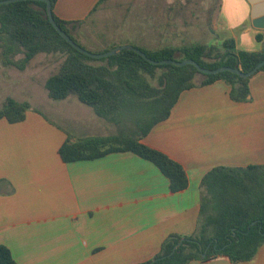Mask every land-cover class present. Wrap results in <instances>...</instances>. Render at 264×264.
Returning a JSON list of instances; mask_svg holds the SVG:
<instances>
[{
    "label": "crops",
    "instance_id": "1",
    "mask_svg": "<svg viewBox=\"0 0 264 264\" xmlns=\"http://www.w3.org/2000/svg\"><path fill=\"white\" fill-rule=\"evenodd\" d=\"M106 1L58 0L54 13L83 22L75 31L79 34ZM248 2L253 19L244 27L260 32L264 40V30L253 24L255 15L264 17V0ZM209 3L205 11L202 0H185L181 9L167 13L165 23L158 14L147 13V32L162 42L156 48L169 44L162 34L170 32L200 34L190 42L208 43L214 35L226 39L227 33L216 34L214 28L222 0ZM47 79L42 86L35 79L22 80L0 101L2 106L12 97L31 105L22 122L0 120V245L10 249L18 264L153 260L170 234L187 237L196 231L206 174L220 166L264 165V71L252 77L248 102L233 101L222 80L184 91L169 117L141 140L185 169L189 185L176 193L152 162L131 152L64 162L59 150L67 140L107 136L117 129L92 108H58L45 101L42 106ZM231 264H264V244L252 261Z\"/></svg>",
    "mask_w": 264,
    "mask_h": 264
},
{
    "label": "trees",
    "instance_id": "2",
    "mask_svg": "<svg viewBox=\"0 0 264 264\" xmlns=\"http://www.w3.org/2000/svg\"><path fill=\"white\" fill-rule=\"evenodd\" d=\"M50 1L56 23L79 44L72 34L83 22L59 18L54 13L58 0ZM134 46L155 61L193 59L207 69L226 66L248 73L264 60V53H237L230 39H225L221 48L200 41L169 43L156 49ZM40 54L62 59L58 71L45 82L50 99L61 101L74 96L117 129L115 134L107 136L67 140L59 150L62 160L71 163L131 152L152 162L168 178L175 193L189 185L185 169L141 140L169 117L186 90L222 80L230 86L233 101L250 100L252 77L242 78L229 71L207 75L193 65H153L129 50L94 59L73 48L52 26L46 2L23 0L0 5L2 65L24 71ZM30 107L27 101L8 97L0 107V120L22 122ZM201 196L194 234L187 237L170 234L154 259L142 264H188L207 261L212 255L226 256L234 263L255 258L264 244V165L216 167L203 178ZM181 240L182 244L174 251ZM205 251L207 255L203 258ZM0 264H18L4 245H0Z\"/></svg>",
    "mask_w": 264,
    "mask_h": 264
},
{
    "label": "rangeland",
    "instance_id": "3",
    "mask_svg": "<svg viewBox=\"0 0 264 264\" xmlns=\"http://www.w3.org/2000/svg\"><path fill=\"white\" fill-rule=\"evenodd\" d=\"M182 2H185V0H174L172 4H169L168 0H109L104 2L106 4L105 8L104 5H101L103 9H99L82 26L81 33L72 34L71 32V34L82 47L94 54H102L115 47L127 44L156 49L162 42L154 41V35L147 32L151 28L147 13L158 14L160 20L165 23L167 13H170L171 9H181ZM129 8V15L124 23L123 15ZM162 35L168 38V43L177 45L190 42L193 36L196 39L200 37V34L175 32ZM61 62L62 59L58 56L40 54L33 59L28 69L24 71H20L15 67H0V101L5 93L11 91L14 93L16 91L15 87L22 83V80L35 79L36 83L42 86L45 78L58 71ZM42 98V96L39 97V99ZM43 101L48 106L58 105V108H90L74 96L69 97L67 101H55L46 97L45 100L40 101V104L45 106L42 103ZM34 104L38 106V103L35 102Z\"/></svg>",
    "mask_w": 264,
    "mask_h": 264
},
{
    "label": "clouds",
    "instance_id": "4",
    "mask_svg": "<svg viewBox=\"0 0 264 264\" xmlns=\"http://www.w3.org/2000/svg\"><path fill=\"white\" fill-rule=\"evenodd\" d=\"M173 2L174 0H168L169 4ZM202 7L207 11L210 7L209 0H202ZM252 19L248 0H222L214 24L215 33H227L226 39H230L234 43V50L237 53H264V40L259 42L256 40L260 32L244 27ZM224 42L225 39H217L215 35L209 41L217 48H221ZM192 264H198V261H193ZM207 264H231V261L223 255H212L207 259Z\"/></svg>",
    "mask_w": 264,
    "mask_h": 264
},
{
    "label": "water",
    "instance_id": "5",
    "mask_svg": "<svg viewBox=\"0 0 264 264\" xmlns=\"http://www.w3.org/2000/svg\"><path fill=\"white\" fill-rule=\"evenodd\" d=\"M18 1H23V0H5V1H0V5L2 4H9L12 2H18ZM37 1H43L46 2L47 4V14H48V19L50 21V23L52 24V26L58 31V33L76 50H78L79 52H81L82 54L94 58V59H102V58H107V57H111V56H115L118 55L120 53H122L124 50H129V51H134L136 53H138L139 55H141L145 60H147L148 62H150L153 65H166V64H171V65H175V66H186V65H193L197 68V70L203 74H207V75H216L222 72H232L234 74L239 75L242 78H249V77H253L254 75H256L261 68L264 67V60H262L253 70H251L248 73L243 72L240 69L237 68H230V67H220L218 69H207V68H203L202 66H200L195 60L193 59H187L184 61H177V60H162V61H155L152 60L151 58H149L147 56L146 53H144L142 50H140L139 48H136L133 45H123V46H118L113 48L112 50L102 53V54H94L90 51H88L87 49L83 48L81 45H79L78 43H76L69 34H67L57 23L56 20L54 18V14H53V6H52V2L50 0H37ZM256 17L254 18L253 24L256 28L262 29L264 30V17H258L257 15H255ZM256 222H254L253 224H255ZM183 240H181V242L175 247L174 251L177 249V247H179L182 244ZM207 255V251H205L202 255V257H206Z\"/></svg>",
    "mask_w": 264,
    "mask_h": 264
}]
</instances>
